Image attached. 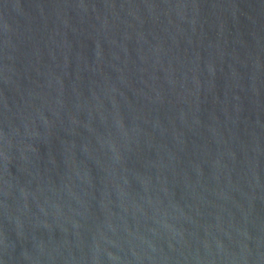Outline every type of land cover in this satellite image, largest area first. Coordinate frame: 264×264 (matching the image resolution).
<instances>
[{
  "label": "water",
  "instance_id": "1",
  "mask_svg": "<svg viewBox=\"0 0 264 264\" xmlns=\"http://www.w3.org/2000/svg\"><path fill=\"white\" fill-rule=\"evenodd\" d=\"M0 264H264V0H0Z\"/></svg>",
  "mask_w": 264,
  "mask_h": 264
}]
</instances>
